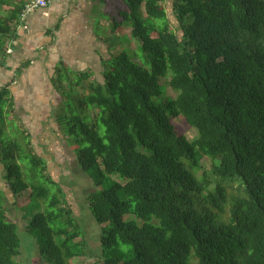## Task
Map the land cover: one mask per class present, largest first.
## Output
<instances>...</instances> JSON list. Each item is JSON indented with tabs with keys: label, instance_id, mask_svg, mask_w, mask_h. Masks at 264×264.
Wrapping results in <instances>:
<instances>
[{
	"label": "trees",
	"instance_id": "obj_1",
	"mask_svg": "<svg viewBox=\"0 0 264 264\" xmlns=\"http://www.w3.org/2000/svg\"><path fill=\"white\" fill-rule=\"evenodd\" d=\"M30 1L0 0V60ZM162 2L121 0L119 24L106 15L113 33L128 27L140 45L135 54L103 58L102 82L61 65L53 78L63 90L59 124L97 189L87 196L102 227L93 264H264V0H173L180 37ZM115 35H105L108 49ZM62 73L77 76L67 89L56 84ZM168 87L175 96L166 94ZM11 107L3 86V179L16 202L25 195L31 206L26 230L43 260L76 264L88 255L83 223L32 142L24 147L1 138ZM179 116L195 128V140L177 132ZM22 157L30 158L26 168L18 163ZM204 157L211 168L199 175ZM5 199L0 189V264H15L22 240L18 224L4 214Z\"/></svg>",
	"mask_w": 264,
	"mask_h": 264
},
{
	"label": "crops",
	"instance_id": "obj_2",
	"mask_svg": "<svg viewBox=\"0 0 264 264\" xmlns=\"http://www.w3.org/2000/svg\"><path fill=\"white\" fill-rule=\"evenodd\" d=\"M99 4L102 0H56L31 12L1 59L0 89L8 86L12 104L8 119L18 122L46 161L63 137L57 116L61 98L53 83L58 66L92 72L91 65L107 55L105 38L94 26Z\"/></svg>",
	"mask_w": 264,
	"mask_h": 264
},
{
	"label": "rangeland",
	"instance_id": "obj_3",
	"mask_svg": "<svg viewBox=\"0 0 264 264\" xmlns=\"http://www.w3.org/2000/svg\"><path fill=\"white\" fill-rule=\"evenodd\" d=\"M162 5L164 6L165 10L167 11V17L170 22V27L173 31L177 33V35L180 37L182 35V31L180 29V25L176 19V16L174 14L173 10V0H163ZM121 0H107L106 4H99V7L95 10L97 13V16L94 18L95 23L94 26H96L97 34L100 37H105V35L108 37L110 35L119 34V37L116 35L113 37L112 42L114 43L113 49L107 48V55L106 57H109V53H119L121 51L127 50L130 54H135L139 50V42L134 39L130 38V28L121 26L116 29V32L113 33L112 31V21L109 20V18L106 16L108 15L111 19L116 20L115 23L119 24L121 21V17L118 16V8L122 7ZM104 7V8H103ZM103 8V9H101ZM106 12V15L103 14ZM119 21V22H118ZM99 25V26H98ZM101 30L103 32H101ZM128 38L127 40H125ZM117 42V43H116ZM109 44V42H108ZM110 46V45H109ZM110 50V51H109ZM140 52V51H139ZM141 53V52H140ZM136 61H139L138 57H135ZM102 60H100V63ZM97 63H93L91 66V70L94 73L93 80L96 79L99 82H102L103 76L101 75L102 72V65ZM63 73H65L63 71ZM62 73V80L59 82H56L57 86L60 85V82L62 81L61 85H63L65 89H67L68 85L71 82H75L77 80V76L75 74L70 73L72 77L67 78ZM75 75V76H74ZM71 81H70V80ZM162 83H166V80H162ZM55 85V84H54ZM60 85V86H61ZM59 90V89H58ZM59 92H63L62 89H60ZM81 94V91L74 94L72 92V96L74 98V95ZM166 94L170 96H175L176 93L172 90L171 87H168L166 89ZM70 104H73L70 100ZM173 123L175 125V128L177 132L180 135H185L188 137L189 140H195L197 137V131L195 128L191 127V125L188 123V121L183 116H179L173 120ZM8 125L7 127H5ZM4 126V129L1 131V138L5 142H16L22 144V146H26L29 142H32V138L25 139L23 137L24 131L23 129H20L18 126V122L16 121H7L5 123H2V127ZM63 129V130H62ZM62 129L59 130L60 134H63V137L61 139H58L57 145H56V153L55 147L52 146V149L54 150L50 154H54L52 158H48L49 160L46 161V168L47 173L50 174L55 181H57L63 191L66 193L67 200H68V206H70L74 214L77 215L80 222L83 223L84 230L86 231V239L88 242V255L80 257L79 259L73 260V262H76V264H83V263H97L100 255H101V235H102V227L99 225L94 217L92 216L91 212L88 209L87 206V196L95 189L96 187L93 184L92 179L88 177L87 174L83 173L82 170L79 168L75 153L77 151V146L74 142V139L70 137L67 132L64 130L63 126ZM67 134V137L65 135ZM55 144V143H54ZM49 149V147L47 148ZM35 150V149H34ZM46 158V157H45ZM47 159V158H46ZM1 163V162H0ZM19 164L22 165V167L26 168V166L30 164V158L29 157H22L21 160L18 161ZM203 170L199 172V175H201L204 171H209L211 168V160L208 157H204L203 161ZM2 163L0 164V189L4 192L7 199H5V213L8 217L9 221L16 222L19 226V234L22 240V244L20 247V254L18 257H16L15 264H49L43 260V258L40 255L39 248L37 246L36 239L28 233L26 230L27 220L29 219L28 214L31 210V206L28 205L27 200L25 199V195L18 198V202L15 201V198L13 197L11 191L7 187L6 182L3 179L4 171H3ZM118 176L113 175L111 176V179ZM123 183H125L124 180H122ZM110 186V180H106L103 187L109 188ZM239 186L238 182H234L235 189ZM98 189H101L98 188ZM28 205V207H27ZM228 210L225 215V217L228 218ZM136 219L134 215H126L125 220H131ZM120 249L126 252H129L131 255L133 254L132 246L131 245H125L121 244Z\"/></svg>",
	"mask_w": 264,
	"mask_h": 264
},
{
	"label": "built area",
	"instance_id": "obj_4",
	"mask_svg": "<svg viewBox=\"0 0 264 264\" xmlns=\"http://www.w3.org/2000/svg\"><path fill=\"white\" fill-rule=\"evenodd\" d=\"M54 1L56 0H31L24 9L23 20H25L27 15H29L31 12L35 10H44Z\"/></svg>",
	"mask_w": 264,
	"mask_h": 264
},
{
	"label": "clouds",
	"instance_id": "obj_5",
	"mask_svg": "<svg viewBox=\"0 0 264 264\" xmlns=\"http://www.w3.org/2000/svg\"><path fill=\"white\" fill-rule=\"evenodd\" d=\"M51 5V4H50ZM48 8V7H47ZM45 10V9H44ZM36 11V10H35ZM28 16V15H27ZM27 18V17H26ZM26 18H25V20H24V23H23V25L22 26H26V24H25V21H26ZM9 50H7V52H8ZM0 65H1V60H0ZM95 219V218H94Z\"/></svg>",
	"mask_w": 264,
	"mask_h": 264
}]
</instances>
